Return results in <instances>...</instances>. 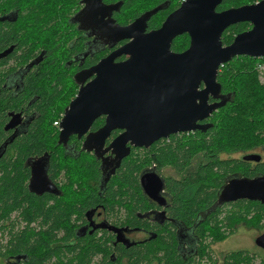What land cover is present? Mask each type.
<instances>
[{
    "label": "flooded vegetation",
    "instance_id": "af4514ba",
    "mask_svg": "<svg viewBox=\"0 0 264 264\" xmlns=\"http://www.w3.org/2000/svg\"><path fill=\"white\" fill-rule=\"evenodd\" d=\"M122 5L123 3H105L104 0H89V2L79 0L76 5L78 10L70 18L79 33L77 37L79 40H77L76 48L71 50L69 47L66 48V42H70L68 32L66 33V0H0V174L4 175L5 171L17 173L16 171L22 167L26 175V189L35 198L33 199L34 205L37 203V199H41L48 201L47 208L53 207L54 200L57 199L62 201L65 207L68 204L70 208H75L77 205L87 204V189L90 194H96L99 198H102L105 193V181L102 180V177L98 180L91 178L87 181H73L69 177L67 168L56 171L53 169L55 127L58 129L57 144L64 150L65 156L76 155V158L85 149V152L90 151V156H96L105 161L104 168L100 163L99 174L101 176L106 177L115 171L114 163L119 160V157L109 147L123 131H112L104 146L97 148L93 144L92 138L88 136L94 135L104 127L106 117H100L104 119V124L99 130L94 131L92 128L100 118L82 137L74 135L68 140L61 141L60 123L68 107L65 108L61 119L53 123L55 101L47 103L48 107L45 113L40 112L41 99L38 89L46 84L47 88L53 86L55 72L62 74L63 79H69L73 73V79L77 82L78 88L76 95L70 101L71 103L76 98L81 85H86L95 78L90 69L128 42L120 41L104 29V25L108 21L118 24L115 15L119 9L117 10L116 6ZM86 6H88V10L83 13ZM98 6H115L116 9L112 16L109 17L106 12L103 17L102 10ZM54 7L63 10V14H55ZM8 40L9 43H7ZM104 52L105 56L94 63L96 58ZM241 57L248 56H239L235 59ZM126 59L127 57L123 56L117 59V62ZM55 62L57 67H55ZM260 84L264 85L261 82ZM203 88L204 86L201 87V89ZM61 89L66 91V86L61 85ZM62 91L60 95L64 97L65 94ZM223 94L221 86V98L214 99L211 96L209 104L220 103L222 100L227 101ZM62 103L64 102L60 100L58 104ZM217 111L209 119L199 122V124H210V119ZM196 132L206 133L207 130L176 135L196 134ZM254 134L257 136L254 141L256 145L248 148L241 147L235 151H224L217 155L219 161L233 165L232 171L224 173L216 171L220 172V175L215 207L220 208V211L224 207L238 202L260 203L245 199L233 202L221 201L222 193L231 182L264 178V130L256 131ZM30 140L34 143L33 146L31 149L23 150L24 154L21 156L20 144ZM37 145L44 146L40 153ZM138 150L148 149L132 147L130 154L132 151L136 153ZM211 160V156L208 157L206 153L199 152L183 172H177L171 168L159 169L155 164L144 169L140 174L139 184L143 174L156 173L162 180L163 188L157 199H153L144 193L140 184L145 202L142 212L137 210L134 214L129 205L111 211L108 205L100 201L89 202L87 207L84 206L81 215L79 213L72 215V230L75 237L70 238L62 246L66 249L63 252L66 264H69L72 259L71 250L80 245L82 240H94L102 247L106 244V248L94 257L92 264H103L107 256L110 261L131 264L129 258L120 256L121 250L142 247L156 240L158 236L162 238L174 236L177 241L178 256L185 260L192 256L196 258L199 242L197 234L193 232V229L185 228L177 218L171 215L170 209L173 207L174 199L167 183L169 179L183 183L189 175L197 174L202 166L210 165ZM167 169L174 172V175H166L164 171ZM71 194L76 195L72 200H70ZM4 212L0 213V251L2 254H5L4 252L9 246L11 236L22 232L27 227L36 232L48 230V226L41 218H37L32 223L25 221L21 215V205L10 213L8 218H2L5 215ZM134 217L137 218L136 222ZM203 218L206 217L203 216ZM238 228H242V226L237 227L230 237L238 235ZM262 234H264V229L261 230L260 235ZM211 250L213 259L203 257L202 264H214L213 261L218 264L213 245ZM244 250V248H237L224 254L221 264H225V259L230 253ZM260 250L264 253L263 249ZM64 256L61 257L64 258ZM23 260L20 257L12 255L4 257L0 254V264H22ZM144 264H151V262H144Z\"/></svg>",
    "mask_w": 264,
    "mask_h": 264
},
{
    "label": "trees",
    "instance_id": "16d2710c",
    "mask_svg": "<svg viewBox=\"0 0 264 264\" xmlns=\"http://www.w3.org/2000/svg\"><path fill=\"white\" fill-rule=\"evenodd\" d=\"M79 0H66V33L69 41L66 48L71 50L77 46L79 36L70 18L78 10L76 5ZM185 0H104L105 3L121 4L115 15L120 25H128L146 13L161 8L148 21V30L159 29L166 18L180 7ZM261 0H225L218 11L232 8H239L251 5ZM78 8V7H77ZM55 14H63V10L54 7ZM251 29L249 23H242L229 28L222 37L225 46L232 44L238 34ZM9 43V40L7 41ZM190 37L183 35L176 38L172 44V51L182 53L189 48ZM103 56L96 58L98 62ZM55 61V60H54ZM264 63L262 59L249 57L237 58L221 67L218 82L221 84L224 97L227 98L226 105L220 108L210 119L212 127L206 133L173 135L168 139L160 140L148 150L132 151L130 156L124 158L120 163L115 161L114 173L108 176L99 174L105 167V161L98 157L90 156V151H81L80 156H68L57 144L58 129L54 128V159L53 169H66L71 180L87 181L88 179L98 180L102 177L105 181V193L99 198L96 194L86 191L87 204L75 208L66 207L62 201L55 199L54 206L47 208V200L37 199L34 205V196L29 194L26 185L24 169L20 167L16 172L4 175L0 174V213H5L2 218H8L10 213L22 206V217L28 223L41 218L48 230L36 232L27 227L22 232L11 236L9 246L6 248L4 257L15 256L24 259L22 264H66L63 253L66 249L62 246L70 238L75 237L72 230V215H81L84 206L89 202L100 201L108 205L111 211L115 208L130 206L135 214L144 208L143 193L139 184L140 174L144 169L152 165L159 169L171 168L177 172H183L190 165L191 160L199 152H204L212 157L211 164L202 166L197 174L189 175L183 183L175 180H168V189L173 195V207L170 213L174 218L187 229H193L198 237V256H192L187 260L178 256L177 241L173 237L158 236L151 243L130 250H121L122 257L131 260V264H202L203 257L213 259L211 246L220 243L234 234L236 228L244 226L248 229L261 231L264 229V205L257 202H238L228 207L216 206V195L219 187V173L232 171L233 165L221 162L217 155L224 151H235L239 148H248L256 145L255 132L264 130V85L260 84L256 64ZM57 67L56 62L54 63ZM55 83L53 86L38 89L40 96L39 110L45 113L48 102L55 101L53 112V123L58 122L68 107L70 101L77 93V82L73 79V73L69 79L56 72L53 75ZM66 81V84H65ZM66 86V91L61 89ZM65 96H61L60 92ZM64 103L58 104L59 101ZM58 104V105H57ZM104 124L100 118L93 125L92 130L97 131ZM40 131V130H39ZM32 141L23 142L19 148L31 149ZM42 145V144H41ZM37 145L39 153L44 146ZM23 156V155H21ZM23 159V157H21ZM22 164V161H21ZM103 171V170H102ZM216 171H220L217 173ZM1 173V172H0ZM173 179V178H171ZM70 200L76 195L71 194ZM23 199V200H21ZM22 204H20V202ZM214 209V210H213ZM209 212V214H208ZM205 216L206 218H203ZM1 217V216H0ZM135 222L137 218L134 217ZM224 229V230H223ZM79 239V238H78ZM106 248L94 240H82L80 245L71 250L73 256L69 264H92L94 257ZM61 256H64L62 258ZM119 260V259H118ZM140 260V261H137ZM264 264V256L249 250L232 252L227 255L225 264ZM215 264V261H213ZM103 264H119L118 261H110L108 256Z\"/></svg>",
    "mask_w": 264,
    "mask_h": 264
},
{
    "label": "water",
    "instance_id": "95a60500",
    "mask_svg": "<svg viewBox=\"0 0 264 264\" xmlns=\"http://www.w3.org/2000/svg\"><path fill=\"white\" fill-rule=\"evenodd\" d=\"M224 1L185 0L159 29L152 31H148V21L161 8L127 26L106 22V31L128 42L90 69L95 78L81 85L66 109L60 123L61 141L74 135L82 137L98 118L106 117L104 127L88 137L100 148L112 131H123L109 147L120 163L132 147L149 149L172 135L210 129L212 125L199 122L226 105L225 100L209 104L211 96L221 98L217 81L220 68L239 56L264 58V0L219 12ZM98 7L103 17L119 9ZM87 10L88 6L83 13ZM242 23H249L251 30L224 46L223 34ZM183 35L190 37L189 48L173 52L174 40ZM123 56L127 59L117 62ZM140 184L153 199L163 188L156 173L143 174ZM241 199L264 205V178L233 181L221 197L222 202ZM255 245L264 250V234L256 238Z\"/></svg>",
    "mask_w": 264,
    "mask_h": 264
},
{
    "label": "rangeland",
    "instance_id": "374dc122",
    "mask_svg": "<svg viewBox=\"0 0 264 264\" xmlns=\"http://www.w3.org/2000/svg\"><path fill=\"white\" fill-rule=\"evenodd\" d=\"M256 69L258 72L259 81L261 83H264V63H257ZM167 170L164 171L166 175H174V172H172L170 169ZM262 223L264 224V220ZM237 234V236L228 238L229 240L226 239L220 243L213 245V250L215 252L218 264H221L224 254H228V252H231V250H235L237 248H244L247 251L249 250L250 252H256L260 253L261 255H264V253L260 249H258V247L254 243L255 239L261 234V231H258L253 228L245 229V227L243 228L242 226V228H238ZM256 263L259 264V261L257 260Z\"/></svg>",
    "mask_w": 264,
    "mask_h": 264
}]
</instances>
